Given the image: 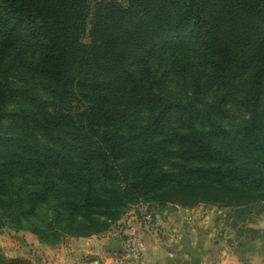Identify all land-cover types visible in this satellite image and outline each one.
Instances as JSON below:
<instances>
[{
  "label": "trees",
  "instance_id": "trees-1",
  "mask_svg": "<svg viewBox=\"0 0 264 264\" xmlns=\"http://www.w3.org/2000/svg\"><path fill=\"white\" fill-rule=\"evenodd\" d=\"M138 204L264 212V0H0V229Z\"/></svg>",
  "mask_w": 264,
  "mask_h": 264
},
{
  "label": "crops",
  "instance_id": "crops-1",
  "mask_svg": "<svg viewBox=\"0 0 264 264\" xmlns=\"http://www.w3.org/2000/svg\"><path fill=\"white\" fill-rule=\"evenodd\" d=\"M173 209L179 208L174 206ZM190 213L192 214L193 211L169 212L164 211L163 208L157 209L153 217V225L148 229L141 226V223L137 224L135 214L128 212L102 234L87 238L66 237L55 246L41 244L31 234L25 238L31 239L36 249L37 255L32 260L33 264H263L259 261H242L235 256L221 260L211 258L205 251L213 250L215 246L204 245L199 240L194 241L188 232L181 233L179 229L174 233L178 234L175 241L157 238L158 231L154 230L156 227L154 225L162 226L164 231L169 230L165 227V224L169 222L165 223L164 220H175L182 224L191 215ZM193 220L191 218V221ZM133 230L139 241L140 257L138 260L133 259L127 253L123 244L124 236ZM172 230L174 231L173 228Z\"/></svg>",
  "mask_w": 264,
  "mask_h": 264
},
{
  "label": "rangeland",
  "instance_id": "rangeland-1",
  "mask_svg": "<svg viewBox=\"0 0 264 264\" xmlns=\"http://www.w3.org/2000/svg\"><path fill=\"white\" fill-rule=\"evenodd\" d=\"M173 207L166 206L163 210L169 212L184 210ZM156 211L154 207L148 208L147 205L138 204L130 207L127 213L133 212L136 223L142 224V214H150L153 219ZM192 211L189 219L182 224L175 220H164L165 223L169 222L165 224L169 230L164 231L162 226L154 225L156 226L154 230L160 232L159 234L157 232V238L175 241L178 234L174 233L179 229L181 233L188 232L194 241L199 240L204 245L215 246V249L205 251L211 258L221 260L235 256L242 261H259L264 264V212H261L259 207H253L249 213L238 216L231 209L211 205H199ZM191 218L194 220L191 221ZM165 233L167 235H164ZM25 236L28 238L31 235L27 232H15L8 226L0 229V253L7 259L22 258L32 262L37 255L36 249L31 239Z\"/></svg>",
  "mask_w": 264,
  "mask_h": 264
},
{
  "label": "built area",
  "instance_id": "built-area-1",
  "mask_svg": "<svg viewBox=\"0 0 264 264\" xmlns=\"http://www.w3.org/2000/svg\"><path fill=\"white\" fill-rule=\"evenodd\" d=\"M153 223L152 216L150 214H142V224L146 228H151ZM124 247L127 253L135 260H138L140 257V248H139V241L136 237L135 231H131L124 236L123 240Z\"/></svg>",
  "mask_w": 264,
  "mask_h": 264
}]
</instances>
